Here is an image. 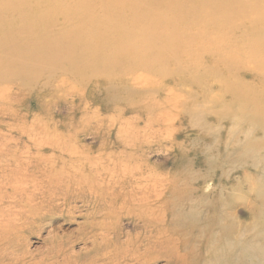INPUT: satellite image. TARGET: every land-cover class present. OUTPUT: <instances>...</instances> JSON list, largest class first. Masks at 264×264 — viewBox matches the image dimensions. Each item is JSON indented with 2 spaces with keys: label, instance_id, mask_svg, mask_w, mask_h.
Listing matches in <instances>:
<instances>
[{
  "label": "rangeland",
  "instance_id": "rangeland-1",
  "mask_svg": "<svg viewBox=\"0 0 264 264\" xmlns=\"http://www.w3.org/2000/svg\"><path fill=\"white\" fill-rule=\"evenodd\" d=\"M35 1H0V54L2 56L0 60L6 58L12 61L8 62V65L0 61V84L4 82L0 85V88L3 86L4 89V91L0 90V143H2L0 144V264H109L115 253L121 255L138 250L144 257L147 254L158 253L157 249H147L148 238L154 240L155 237H149L152 232L145 229L143 219L127 212L133 213L135 207L124 206L123 210L119 211L120 205H116L118 213L116 218H105L101 209L104 200L96 197L91 190L92 193L84 191L80 195H77L79 193L77 189L68 190L60 198L52 201L50 196L54 193L53 187L32 188L31 181H35L34 184L42 183L41 181L44 180L42 173L56 164L55 155L59 156L61 153L66 159L69 154L70 156L77 154L76 148H83L90 156V173L97 174V180L105 175L109 179L108 184L100 185L103 195L115 191L119 192L120 196H124L136 191L138 195L136 193L133 195L138 198L139 194H144L145 188L134 187L141 180L134 175L133 187H126L125 181L130 177V173L126 170H123V173L125 172L127 176L113 174L109 176L97 171V168L99 170L101 167L97 166L100 162L99 157L106 159L105 155L109 149H115L117 146L115 142L119 143L114 138V128L120 125L122 127L123 122L129 118L133 121V126L162 127L159 132L149 131L134 138L135 141L139 139L141 145L138 144L140 148L134 145L133 152L134 158L137 157L143 161L142 167L146 169L147 175L158 176L166 181L167 188H170L168 198L172 194L174 196L167 205V208L169 207L167 209L168 224L174 223L176 228L184 229L182 231L186 234L190 232L187 234L190 235L189 237L201 235L202 240L197 242L200 248L202 244L204 247L205 239L210 234L213 235V232L216 235L219 229L215 230L211 227L213 219L208 215L212 211L211 205L214 204L207 200L199 201L205 199V195L214 198L212 199L214 201L219 192V195H223L229 187H233V194L231 197L228 195L227 199L223 197L224 201L228 200L227 202L231 199L229 211L233 212L238 220L250 221V209L253 208L251 205L258 209L260 198L257 196H264V176L262 177L264 175V126L259 122H263L261 114L264 112V24L257 23L261 15L258 11H264V0H243L247 6L237 8L235 12L243 10L245 14L237 16L232 23L211 18L217 10H220L219 15L222 16L225 11H222L218 5L226 4L231 0H133V13L132 10L120 9L122 11L118 14H104L99 6L90 5L86 8V12L93 11V13L67 18L51 11L45 14L46 22L49 21L47 24L51 25V30L45 35L51 36L58 42L57 53L55 59L51 57L45 62H48L50 66L57 63L64 64L62 59H57L69 57V63H75L85 69L83 73L77 74L76 72H60L58 68L53 72L43 71V73L34 74V77L27 75L26 79V75L22 73L18 74V77L13 74L14 68L18 67L14 60L28 43L23 35L25 33L22 32H26V28L37 27L44 15L41 14L42 11L32 14L28 9L27 3ZM168 6H174L187 13H197L199 16L186 20V27L183 26V20H180L181 24L176 27L181 30L175 32L173 20L160 23L157 17L150 19V13H141L142 8L144 11H159ZM234 23L242 24L241 30L235 33L232 32ZM255 23L257 26H253ZM83 25H87L88 29ZM110 25L115 27L119 25V28L107 29L102 34L98 30ZM123 25H127V28H122ZM169 28H172L175 33H170ZM218 36L226 39L225 44H220L223 46L218 45L206 52L203 47L212 45V40ZM4 41L8 44L12 43L3 45ZM91 48L101 50L104 64L95 67L91 59L84 63V58ZM9 53L14 58L8 57ZM115 59L122 64L123 69L131 71L129 80L124 75L125 70L119 71V75L109 73L110 65ZM217 69L218 72L215 71ZM102 72L109 73V76L101 74ZM116 77L117 79L114 80ZM69 83L73 86H69ZM74 83L77 88H74ZM140 85L141 87L149 86L145 89V87H139ZM124 96L126 98H123ZM146 97V100L143 99ZM163 98L170 100L171 104L162 108L167 116L164 119L165 122H160L152 112L147 113L146 106L153 100L158 101L159 104ZM175 98L178 102L172 101ZM249 123H253L254 126ZM129 124L131 125L130 122ZM55 128L57 135L54 132ZM64 136L66 138L64 142L68 141L66 143L68 147L61 150L62 148L55 143L58 139L63 141ZM120 139L123 140V138ZM147 144L150 150L146 149ZM161 147L167 150H160ZM209 151H212V154ZM50 152L51 155H49ZM146 159L148 161L144 163ZM136 166L138 164L133 168ZM203 174L204 176L212 174L213 178L208 180L206 186L199 187L193 183V180ZM243 175L246 177L243 178ZM170 181L176 182L175 186L172 187L173 183L170 184ZM251 181L252 184L249 185ZM25 185L30 187L23 196L25 195V199L27 196L33 199L30 204H33L35 209L29 210L27 205L26 207L19 205L21 193L18 191ZM196 187L199 188L196 189ZM128 191L130 193H127ZM177 195L191 198L190 201L193 202L184 201L182 198L180 201ZM194 197H201V199L195 203ZM148 200L151 204H156L154 196H149ZM250 201L252 202L249 203ZM190 206L193 208H188ZM214 206L223 210L226 208V206ZM231 206L234 208L232 209ZM179 211L183 214L180 212L182 215H179ZM192 211H197L195 212L197 214L195 215ZM260 211L259 213L264 215L262 210ZM177 222L180 224L178 225ZM199 226H202V231ZM197 229L200 230L197 231L198 233ZM172 232L171 230L169 235ZM250 261L255 263L252 259ZM117 263V259L113 261V264ZM152 264H166V259L161 257Z\"/></svg>",
  "mask_w": 264,
  "mask_h": 264
},
{
  "label": "bare ground",
  "instance_id": "bare-ground-1",
  "mask_svg": "<svg viewBox=\"0 0 264 264\" xmlns=\"http://www.w3.org/2000/svg\"><path fill=\"white\" fill-rule=\"evenodd\" d=\"M2 1V0H0ZM11 1H19V0H11ZM30 1V0H29ZM76 0H73V2H75ZM72 0H36L35 2H30L27 3V7L28 9L32 12V14L38 12V11H42L41 14H44L42 16V20L40 22V24L35 27L32 26L31 28H26L25 31L26 32H22L25 33L23 34L24 37L27 38V45H25V49L22 51V53H18V58H15V65H17L18 67L14 68L15 71L13 72V74L15 76H19L24 74L26 75V79L28 78L27 75H33L34 74H38V73H43V71L46 72H50L55 69H58V71H62V72H67V73H74L76 72L77 74H81L83 73V66L77 65L75 63H69L68 62V58H58L57 60H63L64 64L62 63H57L56 65L50 66V64L47 61V59L49 58H54L56 57V53H57V44L58 42L56 41V39H53L51 36L49 35H45V33L49 32L51 30V25L47 24L48 22H46L47 20V13L53 11L54 13H58L59 15L61 14V16L63 18H67V17H79V16H83L89 13H93V11L90 12H86V8L90 5L92 6H99L100 7V11L104 12V14H110V13H117L119 11H122L120 9H126V10H132L133 13V0H79L76 1L75 3H73ZM215 3V2H214ZM247 4H245L243 2V0H231L229 2H227L226 4H219L218 7L222 10L225 11V13L221 16L219 15L220 10H217V12H214L211 15L212 19H218L219 21L223 20L227 23H232L233 20L239 16V15H243L245 14L244 11H239V12H235V10L237 8L241 9L243 7H246ZM7 8V7H4ZM8 10V8L6 9ZM5 10V11H6ZM29 11V12H30ZM2 13V12H1ZM141 13H150L149 14V18L153 19V18H159L160 19V23H165L168 22L170 20H173L175 22V32L180 31L181 29L177 28L176 25H180L181 22L180 20H183V26L186 27V20L189 19H193L196 18L197 16H199V14L197 13H187L183 10H179L177 8H174V6H168L165 8H162L159 11H148L142 8ZM258 14H261L258 19H257V23L258 25H262L264 24V11L259 10ZM14 18V17H13ZM22 18V17H21ZM15 20V19H14ZM61 23V21H60ZM62 24V23H61ZM8 25V23H7ZM12 25V24H11ZM14 26V25H13ZM253 26H257L256 23L253 24ZM83 27H85L86 29H88L87 25H83ZM229 27V25L227 24V28ZM9 28V27H8ZM118 26H109V27H101L98 30H100V33L102 34L104 31H106L107 29H118ZM122 28H127V25H123ZM242 28V24H233V33H235V31H239ZM31 29V30H30ZM22 30V29H21ZM24 30V29H23ZM30 30V31H29ZM42 32V33H41ZM169 32L170 33H175L174 30L172 28H169ZM8 33V32H7ZM21 33V32H18ZM6 34V32H5ZM8 35V34H7ZM14 35V34H13ZM21 35V34H20ZM2 36V35H1ZM6 36V35H4ZM3 36V37H4ZM221 36V35H220ZM216 37L215 39L212 40V45H205L203 48L204 50L207 52L208 50H210L211 48H215L216 46H223L220 44H225V40L222 37ZM8 37V36H7ZM16 37V36H15ZM13 38V37H12ZM14 39V38H13ZM23 39V38H21ZM25 39V38H24ZM7 41H9L7 39ZM12 41V40H10ZM4 41V44H9ZM22 42V41H21ZM19 44V43H18ZM26 44V43H25ZM13 45V44H12ZM11 46V45H10ZM7 46V47H10ZM11 48V47H10ZM7 50V48H5ZM4 49V51H5ZM12 49H11V53H12ZM9 52V51H8ZM15 52V51H14ZM11 53H9V56H13ZM11 54V55H10ZM5 55V54H4ZM3 55V56H4ZM1 56V54H0ZM7 56V53H6ZM123 56V55H121ZM2 57V56H1ZM14 58V56L12 57ZM89 59H91L92 64L96 66H101L99 64H104V60L102 59V55H101V50L98 48H91L89 49V52L87 53V55L84 58V63H86ZM1 63H3L4 65H8V62H12V61H8V59L3 58L0 60ZM7 62V63H6ZM228 63V62H227ZM229 64V63H228ZM3 65V66H4ZM13 65V64H12ZM8 67V66H7ZM11 67V66H10ZM124 67H122V64L118 61V60H114V62L110 65V69H109V73L115 75L118 74L119 71H124L125 70V76L126 79H128V77L130 76V70L128 69H123ZM12 69V68H11ZM2 70H4V68H2ZM21 72H20V71ZM1 71V70H0ZM10 71V70H9ZM216 72H218V69L215 70ZM4 72V71H2ZM12 72V71H11ZM10 72V74H11ZM55 72V71H54ZM109 73L107 72H102L101 74H106L107 76H109ZM121 73V72H120ZM5 74V72H4ZM2 73V75H4ZM12 74V75H13ZM17 74V75H16ZM19 74V75H18ZM76 74V77H77ZM122 74V73H121ZM11 75V76H12ZM13 75V76H14ZM47 75V74H46ZM52 75V74H51ZM67 75V74H66ZM105 75V76H106ZM119 75V74H118ZM123 75V74H122ZM45 76V75H43ZM53 76V75H52ZM64 76V75H62ZM61 76V77H62ZM68 76V75H67ZM73 76V75H72ZM79 76V75H78ZM96 76V75H95ZM124 76V77H125ZM133 76V75H132ZM1 77V75H0ZM37 77V76H36ZM42 77V76H41ZM51 77V76H50ZM71 77V76H70ZM69 77V78H70ZM84 77V76H83ZM123 77V76H122ZM6 78V76H5ZM60 78V77H59ZM63 78V77H62ZM73 78V77H72ZM75 78V77H74ZM80 78V77H79ZM107 78V77H106ZM15 79V78H14ZM24 79V78H23ZM54 79V78H53ZM61 79V78H60ZM68 79V78H67ZM66 79V80H67ZM71 79V78H70ZM109 79V77H108ZM116 78H114V80H116ZM125 79V80H126ZM16 80V79H15ZM33 80V79H32ZM48 80V79H47ZM73 80V79H72ZM77 80V78H76ZM75 80V81H76ZM80 80V79H78ZM86 80V79H85ZM129 80V79H128ZM133 80V79H132ZM3 81V79H2ZM6 81V80H5ZM74 81V82H75ZM89 81V80H88ZM87 81V82H88ZM33 82V81H32ZM61 82V81H60ZM77 82V81H76ZM81 82V80H80ZM78 82V83H80ZM115 82V81H114ZM132 82V81H131ZM4 83V82H3ZM2 83V84H3ZM23 83V82H22ZM49 83V82H48ZM72 83V82H71ZM224 83V82H223ZM0 84V85H2ZM26 84V83H25ZM28 84V82H27ZM31 84V83H30ZM37 84V83H36ZM35 84V85H36ZM63 84V83H62ZM70 84V83H69ZM75 84V83H74ZM83 84V83H82ZM98 84V83H97ZM128 84V83H127ZM229 84V83H228ZM13 85V84H10ZM42 85V84H41ZM48 85V84H47ZM78 85V84H77ZM80 85V84H79ZM87 85V83L85 84ZM132 85V84H130ZM17 86V85H16ZM21 86V85H20ZM30 86V85H28ZM69 86H73V85H69ZM84 86V85H82ZM149 86V85H148ZM147 85H143V87H148ZM224 86V85H223ZM3 89V86H1ZM19 87V86H18ZM26 87V86H25ZM40 87V86H39ZM56 87V86H55ZM108 87V86H107ZM141 87V85L139 86ZM141 87V88H143ZM224 87H229L227 85H225ZM5 88V87H4ZM34 88V87H33ZM48 88V87H47ZM64 88V87H63ZM67 88V87H66ZM72 88V87H71ZM77 88L76 84L75 87ZM73 88V89H74ZM79 88V87H78ZM123 88V87H122ZM43 89V88H42ZM82 89V88H81ZM80 89V90H81ZM94 89V88H93ZM92 89V90H93ZM140 89V88H139ZM150 89V88H147ZM152 89V88H151ZM160 89V88H159ZM7 91V88L5 89ZM57 90V89H56ZM60 90V89H59ZM64 90V89H63ZM97 90V89H96ZM109 90V89H108ZM111 90V89H110ZM114 90V89H113ZM119 90V88H118ZM127 90V89H126ZM137 90V89H136ZM153 90V89H152ZM156 90V89H155ZM163 90V89H162ZM4 91V89H3ZM31 91V90H30ZM68 90H66L67 92ZM70 91V90H69ZM129 91V90H128ZM144 91V90H143ZM158 91V89L156 90ZM63 92V91H62ZM110 92V91H109ZM136 92V91H135ZM145 92V91H144ZM154 93V91H152ZM140 93V92H139ZM143 93V92H142ZM152 93V94H153ZM158 93V92H156ZM132 94V92H131ZM134 94V92H133ZM141 94V93H140ZM143 95V94H142ZM155 95V94H154ZM153 95V96H154ZM162 95V94H161ZM130 96V94H129ZM146 96V95H145ZM142 96V97H145ZM150 96V94H149ZM139 97V96H138ZM148 97V96H147ZM143 98V99H147ZM123 98H126L125 96ZM153 98V97H152ZM114 99V98H113ZM139 99V98H138ZM142 99V100H143ZM154 99V98H153ZM157 99V98H156ZM132 100V99H131ZM134 100V99H133ZM136 100V99H135ZM151 100V99H150ZM158 100V99H157ZM156 100V101H157ZM118 101V100H117ZM144 101V100H143ZM173 102H178L177 98L172 100ZM134 102V101H132ZM131 102V104H133ZM140 102V101H139ZM146 102V101H145ZM128 103V102H126ZM136 103V102H135ZM147 104V103H146ZM171 104L170 100L167 99H162V101L159 102H154V100L148 105L146 106L147 108V113H151L153 114V116L155 117V115L157 116L158 120L160 122H165V118L167 116L166 111H162V108L165 105ZM145 105V104H144ZM143 106V104H142ZM171 106V105H170ZM169 106V107H170ZM177 108V107H176ZM186 108V107H185ZM188 108V106H187ZM142 110V109H141ZM184 110V109H183ZM145 111V110H143ZM186 112V110H184ZM183 111V112H184ZM146 113V112H145ZM251 114V113H250ZM146 115V114H145ZM150 115V114H148ZM218 115V114H217ZM249 115V114H248ZM247 115V116H248ZM256 115V114H255ZM254 115V116H255ZM263 122H261V125L264 126V112L261 114ZM258 116V115H257ZM256 116V117H257ZM132 117V116H131ZM139 117V116H138ZM219 119H222L220 116H218ZM250 117V116H248ZM245 117V118H248ZM136 118V117H135ZM141 118V117H139ZM252 118V115H251ZM250 118V119H251ZM261 119V118H260ZM140 120V119H139ZM198 120V119H197ZM243 120V119H242ZM241 120V121H242ZM249 120V119H248ZM255 120V119H254ZM123 121V120H122ZM199 121V120H198ZM245 121V120H244ZM110 122V121H109ZM112 122V121H111ZM129 122L131 123V125L129 124ZM137 122V120H136ZM255 124V121H253ZM120 124H122L121 122H119ZM135 123V121H134ZM198 123V122H197ZM195 123V124H197ZM237 122H235L236 124ZM258 123V122H257ZM24 124V123H22ZM108 124V123H107ZM234 124V126H235ZM249 124H253V123H249ZM253 124V126H254ZM98 125V124H97ZM110 125V124H108ZM113 125V124H112ZM119 125V124H118ZM260 125V124H259ZM30 126V125H29ZM121 126V125H120ZM115 127L114 128V138L117 139L119 141V143L115 142V145H117L114 148H110L109 151L107 152L106 159H103L102 157L100 158V162H98L97 166L99 167V165L101 166L97 171L99 173V171L104 172L105 174H113L116 176H127V174H125V172L123 173V170H126L130 173V177L129 180H126V187H133V175L141 178V180H139V182H137L136 186L138 188H145L146 190H144L143 188V192L144 194L141 193V195L139 194L138 198H136L133 194H137L138 192L134 191V193L131 194H125L124 196H120L119 192H115L113 191L112 193H106V195H103V191L100 189V185L102 183H109V179L107 177V175L101 177V179L97 180V174H92L90 173L91 171V161H90V156L89 153L84 151L83 148H76L75 151H77V154L75 156H70V154L68 155V157L65 155V157H67L66 159L62 156V154L60 153L59 156H56V164L54 166H52L51 169H49L47 172H43L42 174L44 175L43 178L44 180L41 181L42 183L39 184H34L35 181H31L32 184V188L33 187H37V186H42V187H53L54 188V193L50 196V200H55L60 198V196L63 195V193L68 190H74L77 189L79 193H77V195L82 194V192L84 191H89V192H93L95 194L96 197H99L101 199L104 200V202L102 203L103 207L102 209V215H104L105 218L109 217V218H113L115 219L117 216V212H116V205H120L119 206V211L123 210L124 206H133L135 207V210H133V213L131 211H127L129 214L134 215V216H139L143 219V224L144 227L147 231H151L152 234L149 237H155L154 240H150L148 238L147 241V249H157L158 253H153L150 255H146L145 257L143 256L142 253H140L138 250L133 251L132 253H122L121 255L119 254H113V257L111 258V260L108 262L109 264H113L114 260H118V263H122V264H152L154 261H156L157 259L163 257L166 259V264H253L250 259H252L255 263L254 264H264V215L260 214L259 211L262 210V212L264 213V196H257V198H260V204H259V208L256 209L254 205L253 208L250 209V221L245 222L244 220H238L236 219V216L233 212L229 211L230 208V203H231V199H229L230 201H224L223 197H225L226 199L228 198V195L231 197V194H233V187H229L227 188V190L225 192H223L224 194L216 196L217 198L212 201V197H208V196H204L205 199H201V197H194L195 198V203L198 202V200L204 201H210L211 203H213L214 205L223 207L226 206L225 210L223 209H218L216 208L214 205H211L212 207V211L208 214L209 217L211 216L213 219V222L211 223V227H213V229L216 230L219 229V231H216V235L213 232L214 239H212V236L210 234V236L205 239L206 244L200 245L201 248L198 245L197 241H201L202 240V236H195V237H189L187 234L189 233H185L184 229H179L176 228L177 226H174V223L172 225L168 224V219H167V209H169V207L167 208V205L169 204L170 200L174 197L173 194L170 195L169 197V193L168 190H170V188H167V183L165 180H163L162 178L158 177V176H150L147 175V173L145 172L146 169L144 170L142 167V163L143 161H140L137 157L134 158V152H133V146H140V140L138 139L137 141H135L136 139L134 138H138L139 135H142L146 132H159L161 130V126H152V125H144L143 127H139L134 125L133 126V121H131V119L129 118L128 120H126V122H123V126L122 127ZM126 126H129L128 128ZM208 126V125H207ZM210 126V125H209ZM239 126V124L237 125ZM236 126V127H237ZM20 127V126H19ZM34 127V126H33ZM48 127V125H47ZM55 126H53L54 128ZM114 127V126H113ZM173 127V126H172ZM175 127V126H174ZM220 127V126H219ZM241 127V126H240ZM240 127L238 129H240ZM110 128V127H109ZM166 129V127H164ZM178 128V127H176ZM261 128V126H260ZM19 129V128H18ZM32 129V128H31ZM35 129V128H34ZM45 129V128H44ZM211 129V128H210ZM233 129V128H232ZM236 131H238V129L234 128ZM233 129V130H234ZM262 129V128H261ZM17 130V129H16ZM28 130V129H26ZM37 130V129H36ZM47 130V129H45ZM51 130V129H50ZM59 130V129H58ZM61 130V129H60ZM231 130V129H230ZM229 130V131H230ZM232 130V131H233ZM243 130V128H242ZM21 131V130H20ZM19 131V132H20ZM23 131V128H22ZM29 131V130H28ZM53 131V130H52ZM108 131V130H107ZM210 131V130H208ZM241 131V130H240ZM247 131V130H246ZM18 132V133H19ZM26 132V131H25ZM32 132V131H31ZM34 132V131H33ZM39 132V131H38ZM47 132V131H46ZM50 132V131H49ZM54 132L56 133V135L58 134V132L56 131V128L54 130ZM95 134H96V129L94 130ZM110 132V131H109ZM235 132V131H233ZM21 133V132H20ZM29 133V132H28ZM27 133V134H28ZM45 133V132H44ZM54 133V134H55ZM61 133H63V131H61ZM93 133V132H92ZM36 134V133H35ZM47 134V133H46ZM94 134V135H95ZM110 134V133H109ZM134 134V135H133ZM239 134V133H237ZM243 134V133H242ZM31 135V134H30ZM28 135V136H30ZM38 135V134H36ZM43 135V134H42ZM51 135V134H50ZM63 135V134H62ZM67 136V134H65ZM69 135V134H68ZM71 135V134H70ZM44 136V135H43ZM43 136L41 138H43ZM55 136V135H54ZM230 136V135H229ZM233 136V135H232ZM239 136V135H238ZM249 136V134L247 135ZM256 136V135H255ZM39 137V136H38ZM37 137V138H38ZM48 137V136H46ZM50 137V136H49ZM53 137V136H52ZM56 137V136H55ZM61 137V136H60ZM59 137V138H60ZM70 137V136H68ZM112 137V138H113ZM35 138V137H34ZM36 138V139H37ZM58 138V136H57ZM71 138V137H70ZM95 138V137H94ZM105 138V137H104ZM120 138H123L120 139ZM236 138V137H235ZM51 139V138H50ZM49 139V140H50ZM56 139V138H55ZM69 139V138H68ZM72 139V138H71ZM109 139V138H108ZM48 140V141H49ZM105 140V139H104ZM112 140V139H111ZM121 140V141H120ZM134 140V141H133ZM234 140V139H233ZM237 140V139H236ZM245 140V139H244ZM52 141V140H51ZM66 138L64 136L63 141L58 139L56 141V145L59 146V148H62L61 150H63L65 147L67 146V142ZM70 141V140H69ZM107 141V140H106ZM242 141V140H241ZM248 141V140H247ZM246 141V142H247ZM251 141V140H250ZM3 142V141H1ZM134 142V143H133ZM218 142V140L216 141ZM235 142V141H233ZM237 142V141H236ZM48 143V142H47ZM51 143V142H50ZM71 143V142H70ZM225 143V142H224ZM2 144V143H0ZM52 144V143H51ZM140 144V145H138ZM227 144V142H226ZM69 145V144H68ZM74 145V144H72ZM103 145V144H102ZM143 145V144H142ZM160 145V144H159ZM249 145V143H248ZM70 146V145H69ZM104 146V145H103ZM102 146V147H103ZM183 146V145H182ZM228 146V144H227ZM251 146V145H249ZM1 147V146H0ZM52 147V146H51ZM55 147V145H54ZM71 147V146H70ZM75 147V145H74ZM79 147V146H78ZM201 147V146H200ZM205 147V146H203ZM254 147V146H252ZM58 148V147H57ZM98 148V147H97ZM100 148V147H99ZM140 148V147H139ZM181 148V147H180ZM179 148V150H180ZM225 148V147H224ZM251 148V147H250ZM72 149V148H70ZM74 149V148H73ZM148 148V144H147V148ZM151 149V148H150ZM149 149V150H150ZM166 151V148H160V150ZM182 149V148H181ZM203 149V148H201ZM229 149V148H228ZM232 149V148H231ZM253 149V148H252ZM69 149H67L68 151ZM102 150V149H101ZM100 150V153H101ZM142 150H144V148H142ZM209 150V149H208ZM217 150V149H216ZM53 151V150H52ZM51 151V152H52ZM73 151V152H75ZM136 151V150H134ZM51 152L49 153V155H51ZM71 152V151H70ZM105 152V151H104ZM210 152V151H209ZM212 152V151H211ZM210 152V153H211ZM215 153V152H214ZM222 153V152H221ZM225 153V152H224ZM39 154V152H38ZM68 154V153H67ZM73 154V153H72ZM212 154V153H211ZM40 155V154H39ZM38 155V156H39ZM46 155V154H45ZM48 155V157H50ZM53 155V154H52ZM143 155V154H142ZM176 155V154H175ZM227 155V154H226ZM42 157V155H41ZM47 156H45L46 158ZM104 157V156H103ZM52 158V157H51ZM178 158V157H177ZM183 159V158H182ZM205 159V158H204ZM44 160V159H43ZM52 160V159H51ZM47 161V160H46ZM49 161V160H48ZM103 161V162H102ZM148 160L146 159L144 163H146ZM177 161V160H176ZM180 161V160H179ZM189 161V158H188ZM134 162V163H133ZM187 162V161H186ZM192 162V161H191ZM49 163H51L49 161ZM48 163V165H49ZM188 163V162H187ZM201 163V162H199ZM205 163V162H204ZM136 164H138V166L134 167ZM186 164V163H185ZM191 164V163H190ZM202 164V163H201ZM189 165V164H188ZM187 165V166H188ZM206 165V164H205ZM208 165V164H207ZM174 166V165H173ZM11 167V166H10ZM181 167V166H179ZM186 167V166H185ZM195 167V166H194ZM205 167V166H204ZM264 167V166H263ZM155 168V167H154ZM178 168V167H177ZM196 168V167H195ZM198 168V167H197ZM11 169V168H10ZM48 169V167H47ZM182 169V168H181ZM207 169V168H206ZM12 170V169H11ZM36 170V168H35ZM156 170V169H155ZM175 170V169H174ZM188 170V169H187ZM194 170V169H193ZM200 170V169H199ZM211 170V169H210ZM213 170V169H212ZM247 170H249L247 168ZM253 170V169H252ZM96 171V172H97ZM177 171V170H176ZM186 171V170H185ZM196 171V170H195ZM42 172V171H41ZM179 172V170H178ZM251 172V171H249ZM256 172V171H255ZM262 174H263V170H261ZM180 173H182L180 171ZM196 173V172H195ZM201 173V170H200ZM199 173V174H200ZM211 173V172H210ZM257 173V172H256ZM41 174V173H40ZM174 174V173H173ZM188 174H189V170H188ZM207 175V173H205ZM217 174V173H216ZM255 174V173H254ZM221 175V174H220ZM253 175V174H252ZM257 175V174H256ZM110 176V175H109ZM182 176V175H181ZM241 176V174H240ZM261 176V175H260ZM264 175H262L263 177ZM189 177V176H188ZM191 177V176H190ZM246 177V176H245ZM243 175V178H245ZM255 177V176H253ZM252 177V178H253ZM261 177V178H262ZM29 178V177H27ZM185 178V176L183 177ZM195 178V177H194ZM193 178V179H194ZM213 178V175L211 174L210 176H204L203 175H199V177L195 178L193 180V183L197 184V186L201 187L202 185H207L208 180H211ZM260 178V177H259ZM264 178V177H263ZM262 178V179H263ZM34 179V178H33ZM177 179V178H176ZM238 179V177L236 178ZM254 179V178H253ZM261 179V180H262ZM136 180V178H135ZM178 180V179H177ZM189 180V178H188ZM216 180V179H215ZM256 180V179H255ZM30 181V180H29ZM145 181V182H144ZM175 181V180H174ZM187 182V180H185ZM239 181V179L237 180ZM242 181V180H241ZM30 182V183H31ZM37 182V181H36ZM180 182V181H179ZM218 182V181H217ZM227 182V180H226ZM12 183V181H11ZM113 183V181L111 182ZM173 183V182H172ZM170 181V184H172ZM176 183V182H175ZM175 183H173L172 187L175 186ZM190 183V182H189ZM207 183V184H206ZM232 183V182H230ZM234 183V182H233ZM256 183V182H255ZM42 184V185H41ZM135 184V183H134ZM166 184V185H165ZM178 184V183H177ZM183 184V183H182ZM186 184V183H185ZM188 184V183H187ZM221 184V183H220ZM224 184V183H223ZM222 184V185H223ZM252 184V181L249 182V185ZM19 185H21L19 183ZM227 185V184H225ZM108 187H111L109 185H107ZM216 186V185H214ZM213 186V187H214ZM23 187V186H21ZM30 187V186H29ZM28 186H24L23 188H20L19 186V191L21 193L20 196V201L18 200L19 205L21 206H25L27 205L29 208V210L35 209V206H33V204H30V201H32V198H28L25 199V195L23 196V194H25V191H28ZM170 187V186H169ZM199 187H196V189H198ZM221 187V186H220ZM263 187V186H262ZM205 188V187H204ZM172 189V188H171ZM201 189V188H200ZM206 189V188H205ZM214 189V188H213ZM220 189V188H219ZM251 189H254L251 187ZM264 189V187H263ZM91 190V191H90ZM212 190V189H211ZM16 191V192H17ZM31 191V190H30ZM221 191V190H220ZM91 192V193H92ZM146 192V193H145ZM195 192V191H194ZM213 192V191H212ZM260 192V191H259ZM90 193V194H91ZM127 193H130V191H128ZM186 193V192H185ZM249 193V192H248ZM28 194V193H27ZM146 194V195H145ZM189 194V193H188ZM201 194V193H200ZM199 194V195H200ZM205 194V193H204ZM92 195V194H91ZM99 195L103 196L104 198L100 197ZM138 195V194H137ZM144 195V196H143ZM175 195V194H174ZM196 195V194H195ZM198 195V196H199ZM208 195V194H207ZM212 195V194H211ZM249 195V194H248ZM257 195V194H255ZM149 196H154V200L156 201V204H151L149 202ZM178 196V195H177ZM194 196V195H193ZM30 197V196H29ZM179 200L182 198L184 201H190L191 198H186V197H181L178 196ZM177 197V198H178ZM214 197V196H213ZM252 197V196H251ZM254 198H256V196H253ZM44 198V197H42ZM224 198V199H225ZM78 199V198H77ZM169 199V201H168ZM181 199V200H182ZM248 199V198H247ZM252 199V198H251ZM152 200V201H154ZM175 200V199H174ZM180 200V201H181ZM192 200V199H191ZM44 201V199H43ZM172 201V200H171ZM177 201V200H176ZM193 202V201H190ZM252 201H250L249 203H251ZM32 203V202H31ZM172 203V202H171ZM235 203V202H234ZM30 204V205H29ZM177 204V202L175 203ZM236 204V203H235ZM179 205V204H178ZM195 205V204H194ZM193 205V207H194ZM210 205V203H209ZM233 205V204H232ZM203 206V205H202ZM26 207V206H25ZM175 207V206H174ZM181 207V206H178ZM192 206L188 207V208H193ZM232 207V206H231ZM129 208V207H126ZM201 208V207H200ZM199 208V209H200ZM205 208V207H204ZM207 208V207H206ZM234 207H232L233 209ZM130 209V208H129ZM171 209V208H170ZM180 209V208H179ZM182 209V208H181ZM227 209V210H226ZM176 210V209H175ZM178 210V209H177ZM183 211L184 208L182 209ZM197 210V209H195ZM190 211V210H189ZM172 212V210H171ZM179 211V215L180 214ZM195 212L197 211H192V213L195 214ZM201 212V211H200ZM261 212V211H260ZM178 213V212H177ZM186 213V212H185ZM199 213V212H198ZM205 213V212H204ZM191 214V213H190ZM197 214V213H196ZM195 214V215H196ZM175 215V214H174ZM178 216V214H176ZM175 215V216H176ZM187 215V214H185ZM189 215V213H188ZM194 215V216H195ZM202 215V214H201ZM249 215V214H248ZM246 215V216H248ZM171 216V215H170ZM174 216V217H175ZM193 216V215H192ZM205 216V215H204ZM180 217V216H179ZM178 217V218H179ZM187 217V216H186ZM185 217V218H186ZM190 217V215H189ZM196 217V216H195ZM201 217V216H200ZM173 218V216H172ZM170 218V219H172ZM178 218L176 220H178ZM193 218V217H192ZM202 218V217H201ZM205 218V217H204ZM203 218V219H204ZM169 219V221H170ZM184 219V218H183ZM182 219V221H183ZM188 219V218H187ZM191 219V218H190ZM247 219V218H246ZM181 220V219H180ZM179 220V222H180ZM186 220V219H185ZM198 220V218H197ZM172 222L174 220H171ZM203 222V221H202ZM183 223V222H182ZM189 223V220H188ZM199 223V221H198ZM178 224V222H177ZM176 224V225H177ZM180 224V223H179ZM178 224V225H179ZM184 224V223H183ZM203 224V223H202ZM190 225V224H189ZM197 225V224H196ZM186 226V224H185ZM179 227V226H178ZM183 227V226H181ZM189 227V226H187ZM197 227V226H196ZM200 230L202 226H199ZM198 227V228H199ZM208 228L210 229V227L208 226ZM187 229V228H185ZM212 229V230H213ZM173 231L171 235L170 231ZM200 230H196L200 231ZM202 231V230H201ZM206 231V230H203ZM210 232V231H209ZM198 233V232H197ZM196 233V234H197ZM201 233V232H200ZM192 234V233H191ZM195 235V234H194ZM205 236V235H204ZM204 240V239H203ZM260 242L262 244H260ZM122 258H124L122 260ZM250 261V262H249ZM117 263V264H118Z\"/></svg>",
  "mask_w": 264,
  "mask_h": 264
}]
</instances>
